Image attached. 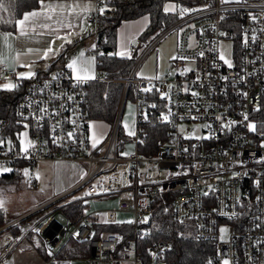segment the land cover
<instances>
[{
	"label": "built area",
	"instance_id": "1",
	"mask_svg": "<svg viewBox=\"0 0 264 264\" xmlns=\"http://www.w3.org/2000/svg\"><path fill=\"white\" fill-rule=\"evenodd\" d=\"M92 2L93 9L82 19L94 26L95 39L103 0ZM188 9L199 10L179 14L165 29L177 33L173 61L179 68H166L159 79L143 80L135 78L134 64L121 79L120 103L107 135L96 147L89 142L87 81L77 83L62 68L18 80L20 96L14 114L21 126L16 133V154L11 153L12 144L6 147L11 140L7 132L2 133L0 120L4 142L0 166L9 167L17 158L31 173L36 162L60 160L86 162L87 171L65 194L0 225V264L28 230L40 236L48 254L44 264L56 258L70 237L88 244L89 254L82 257L86 264H164L171 241L156 239L146 244L144 236L145 218L156 196L165 197L173 219L189 223L195 238L211 241L213 251L205 264H222L225 259L229 264H264V131L256 124V130L250 131L247 124L264 100V0H196ZM250 13L257 17L255 21ZM224 41L230 42L231 67L219 58ZM134 49L130 43L129 55ZM100 54L94 40L87 53L95 62L92 80L103 79L104 70L97 66ZM184 63L189 67L181 68ZM13 73L14 69L0 64V82ZM130 85L134 86V135L118 142L122 103ZM144 88L156 90L165 105L163 114L168 116L165 139L152 155L137 150ZM161 93L167 96L161 98ZM41 108L47 112L41 113ZM192 121L204 125L191 129L186 124ZM182 123L183 131L179 130ZM24 132L34 143L26 153L20 151L19 134ZM131 142L134 150L124 155L123 145ZM85 192L91 194L85 196ZM106 195L115 196V209L90 214L82 210L74 225L59 223L54 217L53 212L64 203L80 200L83 204ZM117 212L130 213L132 223L117 222ZM16 222V234L5 231ZM94 224H124L129 231L125 238V233L106 230L95 236ZM221 228L227 229L224 239L218 237Z\"/></svg>",
	"mask_w": 264,
	"mask_h": 264
},
{
	"label": "trees",
	"instance_id": "2",
	"mask_svg": "<svg viewBox=\"0 0 264 264\" xmlns=\"http://www.w3.org/2000/svg\"><path fill=\"white\" fill-rule=\"evenodd\" d=\"M3 2L7 8V11H0V18H2L0 19V31L3 32H13L15 30V20L19 19L23 13L36 9L39 5V0H3ZM168 2L177 5L176 12H164V4ZM195 3L196 0H103L101 9H104V11L103 13L100 12L97 17L95 30V40L101 49L100 62L97 66L104 70L103 79H91L85 84L86 111L91 120L103 121L108 125L112 123L122 94L123 82L121 79L128 75L135 64L137 49L147 46L154 37L176 22L180 18L179 9L181 7L189 8ZM141 15H146L148 22L136 38L137 44L130 53L131 58L113 55L116 53V28L120 22ZM66 47H69V44L63 47L62 53ZM61 58L62 54L42 72H49L57 68V62ZM133 89L134 86L130 85L126 96L133 94ZM19 96V86L13 90L0 89L2 133L7 132L9 134L13 145L12 154H16L14 149L17 142L16 133L21 126V122L16 119L14 114ZM142 96L145 108L140 123L141 140L138 143L137 150L143 155H152L165 139L166 123L163 119L165 105L155 89H151L149 92L142 91ZM152 105H156V107H152ZM257 114L256 117L259 121L256 122V125L264 131V100ZM128 139L129 137L123 135L122 129L119 127L118 142ZM25 165V162L16 158L10 162L8 167L13 171L0 173V195L1 189L9 188L13 184L23 188ZM29 183L30 186L33 184L32 181ZM56 209H59L69 225H74L82 215L83 204L80 200H74L64 203ZM13 218L7 219L4 207L0 208V225ZM18 225L19 222L11 224L5 231L16 234ZM92 228L95 236H98L100 230H106L113 233H125L122 235V238H125L129 231V226L124 224H94ZM144 236L147 238L146 244L156 239L171 241L172 247L165 255L164 264H205L213 251L211 241L195 238L189 223H182L173 219L169 203L165 197L164 199L160 196L154 197L150 214L144 225ZM22 239H24V242L28 241L31 249L39 253L42 261L46 262L48 254L37 233L28 230L19 241ZM88 254L89 247L86 242L70 237L59 248L56 258L48 264H67L66 260L73 256L86 257Z\"/></svg>",
	"mask_w": 264,
	"mask_h": 264
},
{
	"label": "rangeland",
	"instance_id": "3",
	"mask_svg": "<svg viewBox=\"0 0 264 264\" xmlns=\"http://www.w3.org/2000/svg\"><path fill=\"white\" fill-rule=\"evenodd\" d=\"M91 1V0H90ZM92 2V1H91ZM166 4V3H165ZM164 4V5H165ZM168 4H174L168 2ZM93 27V25H92ZM93 29V28H92ZM176 31L166 32L165 30L159 33L156 37H154L145 47H140L137 50V59L135 64H137L134 76L135 78H141L143 80L158 77L159 74L164 71L166 68H171L172 70L178 69V65L173 61L175 56V47H176ZM137 42L134 40L132 45L136 46ZM223 52L225 59H230V42L224 41L220 45V53ZM127 53L129 50L127 49ZM33 64V63H31ZM181 68H188L189 64L184 63ZM89 72H91L89 70ZM92 73V72H91ZM18 71L15 74V78H17ZM142 74V75H138ZM7 79H11L12 83L17 84L18 80L12 78V76L6 77ZM17 80V81H16ZM0 85L2 83L0 82ZM132 94L128 95L126 99L122 103V111L120 115L119 123L121 125L123 135L131 138L132 135H129V130H135L134 124V102L132 98ZM121 98V97H120ZM118 105L120 103V99ZM117 105V106H118ZM131 105V108L129 107ZM255 113L248 120V123L256 124L258 117H256ZM258 115V114H257ZM125 123H127L128 128H125ZM94 128V134H97L98 141L101 140L103 136H106L108 133V129L105 130L103 121L91 120L89 126ZM185 123L179 125V130L184 127ZM191 129H199L204 125L203 121H192L187 123ZM106 131V132H105ZM197 134H195V138H197ZM24 137H21L23 139ZM96 138V137H95ZM92 139H90L91 141ZM92 142V141H91ZM93 143V142H92ZM6 147H9L7 144ZM134 150V143H125L123 145V151L125 153L131 152ZM25 169L29 170V167L26 166ZM87 171V163L86 162H72V161H39L32 165V170L29 175L26 177L23 171V188L16 186L13 184L9 188L1 189L0 198L4 200V209L6 213V218L10 219L15 216H18L35 206H38L47 201L49 198L54 196L56 193L55 189L61 184H63L67 177L73 176L74 181L78 182L81 177L86 174ZM39 174V179L36 178V175ZM29 180L33 182L30 186ZM15 186V187H13ZM116 208V200L114 195H106V196H96L94 198H89L83 203V211L84 213L90 214L92 211L102 212L104 210H111ZM93 215V214H91ZM55 219L62 224H66V220L63 215L60 213L59 209H56L54 212ZM130 213H119L117 212L115 215V219L117 222H127L131 220ZM223 239L226 234L218 232V237ZM222 239V238H221ZM22 240H18L17 246L11 253L8 255V259L4 262L5 264H44L42 258L39 253L35 250L31 249V245L28 241L24 242ZM26 240V239H25ZM14 246V247H15ZM6 259V258H5ZM67 264H86L84 258L79 256H73L66 260Z\"/></svg>",
	"mask_w": 264,
	"mask_h": 264
},
{
	"label": "snow or ice",
	"instance_id": "4",
	"mask_svg": "<svg viewBox=\"0 0 264 264\" xmlns=\"http://www.w3.org/2000/svg\"><path fill=\"white\" fill-rule=\"evenodd\" d=\"M230 2H236L239 3L240 0H221V3H230ZM40 8L39 10H33L31 12H26L23 14V18L21 19H16L15 20V27L16 30L19 33L20 37H25L28 38L31 33L37 32V30H47L48 34L54 39L48 43V45L40 50V49H28L27 52H24L20 49L13 48L12 43L10 42V37L11 33H2L0 34V40L3 41V47H6L9 51V53H14L13 59L16 60L17 63H19V57L22 55H26L28 53L36 52L38 55H40L41 58L43 59H48L50 56L54 57L58 54L59 49L64 47V42L71 43V37L76 35V33L69 32L64 36L59 35V32L61 29H66V28H71L73 25L71 21H69V17L71 16L73 19H76L77 17H80L82 14L87 13L89 11V7L85 6L84 8H80V5L78 3H53V2H48L45 3V0H39ZM79 9V11H77ZM177 5L175 4H168L166 3L164 5V12L169 13V12H176ZM199 9H188V8H183L181 7L179 9V14L183 16L184 14L191 12V11H198ZM0 11H7V8L3 2V0H0ZM101 13H103L104 9H99ZM250 18L255 21L257 19L256 16H253L251 13L249 14ZM2 19V18H0ZM147 18L145 17V20ZM83 30V29H82ZM223 35V33H222ZM56 41H61L58 45L56 44ZM191 46V45H190ZM95 47V45H93ZM113 55L121 56V57H127L131 58L130 55L126 51H118L114 53ZM199 55L203 56L204 53L201 52ZM84 53H80V57H83ZM9 57L5 54L3 51V48H0V64H5V61ZM175 59L176 57H172ZM219 58L221 60H224L226 64L231 67V61L225 59L224 53L221 52ZM94 59V58H93ZM87 63L89 62H81L80 58L73 59L70 63L66 65L67 68H69L73 74L72 78L77 81V83H84L88 80L94 79L95 77L88 72V67ZM20 66L22 67H27L31 69L32 65H23L21 64ZM185 71H188V69H185ZM35 75V73L31 70H29L26 73H18L17 74V79H24V78H32ZM142 75V74H138ZM155 79H159V77H154ZM53 79H56V76H53ZM151 79V78H150ZM47 86V85H45ZM16 87H18L17 84L12 83L9 81L8 83H5L3 85H0V89H5V90H13ZM171 87V86H169ZM145 92L151 91V88H144L142 89ZM193 96L197 95V93L193 92ZM246 95V94H245ZM167 96L166 93H161V98H165ZM68 99H72V97H68ZM131 108V105H129ZM152 107H156V105H152ZM41 113L47 112L46 108H41L40 109ZM171 115V113H169ZM245 120H247V116L245 115ZM163 119L165 121L168 120V116L165 115L163 116ZM219 119V118H218ZM230 123H235V122H230ZM28 126L25 125V128ZM91 127V125H90ZM125 128H128L127 123H125ZM248 128L250 131H255L256 130V125L249 123ZM183 131V129H181ZM72 133H69L68 136L69 138L72 137ZM129 135H134V132L129 130ZM20 137H24V139L20 140V151L21 152H28V150L32 147H34V143L31 140L26 139L27 138V132L20 133ZM55 142V141H54ZM4 142L0 140V145H2ZM99 143L98 140L93 139V147H96V144ZM11 144V141H9V145ZM264 147V145H262ZM124 155H127L125 153ZM13 171L11 168L8 167H2L0 166V173H7ZM24 175L27 177L29 175V170L24 169ZM36 178L39 179V174L36 175ZM83 178V177H81ZM30 182V180H29ZM95 187V186H94ZM106 191V190H105ZM91 193L85 192L84 195H90ZM207 195V193H205ZM75 199V198H74ZM4 200L0 198V208H3L4 206ZM147 220V218H145ZM128 223H132V221H127ZM38 231V230H37ZM221 233H225L227 229L221 228L220 229ZM223 239V236L221 237ZM49 255H51V252H49ZM209 264H211V261H209ZM222 264H229V261L227 259L222 261Z\"/></svg>",
	"mask_w": 264,
	"mask_h": 264
},
{
	"label": "crops",
	"instance_id": "5",
	"mask_svg": "<svg viewBox=\"0 0 264 264\" xmlns=\"http://www.w3.org/2000/svg\"><path fill=\"white\" fill-rule=\"evenodd\" d=\"M91 1L90 0H45V3L48 2H53V3L64 2V3H73V4L78 3L81 9L84 8L85 6H88L89 7L88 12H90L93 9V2ZM39 8H40V4L36 9L33 10H39ZM33 10L27 12H31ZM77 11H79V9H77ZM23 14L20 16L19 19L23 18ZM85 14L86 13L82 14L80 17H77L76 19H73L71 16L69 17V21H71L73 26L71 28L61 29L59 35L64 36L69 32L76 33V35L71 37L72 40L71 43L64 42V46L69 44V47H66L63 53L61 52L63 48H61L59 49V52L56 56L54 57L50 56L48 59H43L36 52H32L20 56L19 63H17L16 60L13 59L14 53H9L8 49L6 47H3V41L0 40V48H3V51L9 57L5 61V64L8 68L14 69V73L11 75L12 78L17 79L15 78V74L17 71L18 73H26L29 70H31L35 74L40 73L43 70L47 69L50 64L55 62V60L58 58L60 54H62V58L57 62V68L65 69L70 74L71 77L73 76V74L71 70L66 67V65L76 58H80L81 62H89L87 63L88 72L90 70L92 73L89 72V74L93 75L95 69V62L90 56L87 55V53H88V48L94 43L95 40L93 34L94 26L92 27V24L87 23L82 19ZM145 17L147 18L146 20ZM147 22H148V17L146 15H141L134 19L122 20L118 25V27L116 28V52L118 51L127 52L129 44L134 42V40H136L138 34L144 29ZM2 33H11L10 42L12 43L13 48L20 49L24 52H27V50L30 48L42 50L48 45L49 42H51L54 39V37L48 34L47 30H37V32L31 33V35L28 38L20 37L18 31L16 30V27L13 32L0 31V34ZM59 43H61V41H56L57 45ZM81 52L84 53L83 57H80ZM21 64L32 65V67L31 69H29L27 67L20 66ZM6 77H5V81L1 82L2 85L8 83L9 81L12 82L11 79H7ZM17 80H22V79H17ZM108 126L109 125L105 123L104 125L105 130L108 129ZM98 137L99 136L97 134H94V128L89 126V142L93 144L92 143L93 139L98 140ZM104 137L105 136H103L101 139H103ZM90 139H92L91 140L92 142L90 141ZM78 182L74 181L73 176L67 177V180L63 184L59 185L57 189L54 190L56 194L51 198H49L47 201L52 200L54 198H58L59 196L65 194L70 189H72ZM22 214L15 216L13 219L18 218ZM16 247L17 246H15L13 250ZM8 257H6V259L3 260L2 264H5L4 262L8 259Z\"/></svg>",
	"mask_w": 264,
	"mask_h": 264
}]
</instances>
